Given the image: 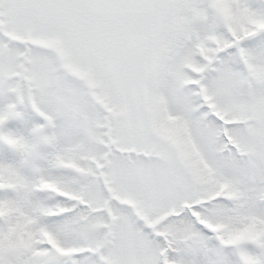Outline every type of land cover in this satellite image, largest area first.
<instances>
[{
  "label": "snow or ice",
  "instance_id": "1",
  "mask_svg": "<svg viewBox=\"0 0 264 264\" xmlns=\"http://www.w3.org/2000/svg\"><path fill=\"white\" fill-rule=\"evenodd\" d=\"M0 264H264V0H0Z\"/></svg>",
  "mask_w": 264,
  "mask_h": 264
}]
</instances>
